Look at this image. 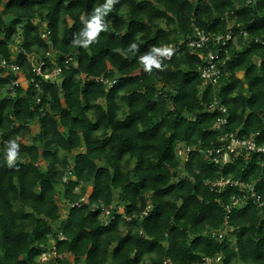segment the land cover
Instances as JSON below:
<instances>
[{"label": "trees", "instance_id": "trees-1", "mask_svg": "<svg viewBox=\"0 0 264 264\" xmlns=\"http://www.w3.org/2000/svg\"><path fill=\"white\" fill-rule=\"evenodd\" d=\"M246 1L117 0L102 18L107 30L85 48L73 44L85 27L80 17L104 0H0V57L27 82L12 93L16 74L0 77V264H43L49 250L54 264H198L217 254L220 264H264V167L256 168V153L220 173L208 159L224 131L258 132L264 143V0ZM231 21L247 35L229 44L221 66L228 121L219 126V114L206 110L213 88L198 73L207 48L185 42L194 28L224 33ZM168 43L176 51L160 68L141 64ZM49 48L60 53L54 81L35 76L27 61ZM10 140L19 146L11 166ZM178 144L191 148L187 156ZM221 175L253 184L262 206L248 199L233 207L230 230L216 240L202 232L221 228L225 206L247 193L239 185L212 190ZM102 207L114 214L106 224Z\"/></svg>", "mask_w": 264, "mask_h": 264}, {"label": "built area", "instance_id": "built-area-1", "mask_svg": "<svg viewBox=\"0 0 264 264\" xmlns=\"http://www.w3.org/2000/svg\"><path fill=\"white\" fill-rule=\"evenodd\" d=\"M256 0H247L246 4H254ZM39 37L43 41H48L49 30L46 24H41L39 28ZM247 32L245 29L241 28L238 24L229 22V26L224 33H213L206 32L199 28H194L192 35L187 39L185 45L189 47L192 51H198L199 49L206 47L207 53L203 58V63L198 67L199 77L204 84L211 85L214 91V96L210 104L207 106L206 110L210 112H216L219 114L217 118V124L223 126L227 124L228 118L226 116L227 110L225 105L220 100L219 95V83L218 79L222 74L221 66L225 63L228 54L229 44L236 45L237 39L239 37H245ZM179 43H182L180 41ZM159 48L161 49H170V55H163L160 57V60H169L172 54L176 51V46L173 43L162 44ZM59 52L53 48H49L45 51L43 56L37 54H28L27 61L30 65L31 72L35 76L42 77L46 81H54L58 74L61 71V66L58 65ZM71 55H67L64 58V62L67 63L72 60ZM14 72L16 78L11 80L9 84V90L13 93L14 87L21 84L22 71L20 67L14 62H8L5 58L0 57V77H5L8 72ZM96 80L106 82L108 85H112L116 78H104L102 76L97 77ZM37 86V84L35 85ZM258 132L250 133L248 135H239L238 130L234 132L224 131L218 137V140L215 145H213L208 150V159L212 165L218 166V173L224 168V166L239 156L249 157L253 153L257 154L259 158L258 164L256 165L257 169H262L264 167V143L258 144L256 142V137ZM189 152L190 147H185L183 151ZM177 154L181 155L182 151L177 150ZM227 157V158H226ZM220 170V171H219ZM211 189L217 192H220L227 185H239L240 189H246L247 193H244L238 197L233 196L231 204L225 206L226 215L222 227L227 226V215L233 207H241L248 199H251L252 203H255L257 206H262V202L259 201V195L254 191L253 184L243 183L242 181L232 179L227 176H219L211 181ZM249 197V198H248ZM84 202H86V197H81L78 201H75L70 204V206L81 207ZM149 206H146L148 209ZM93 210V206H91ZM101 217L104 219L106 224L109 219L113 218V213L108 207H102L100 212ZM221 227V228H222ZM219 229H208L204 230L202 234L210 236L216 240L223 239L224 232ZM54 256V250H51ZM48 253V252H46ZM45 258V252L41 255ZM51 258L45 262V264H54L51 261ZM165 262H168L166 259ZM219 264L220 255L214 256H202L198 264Z\"/></svg>", "mask_w": 264, "mask_h": 264}, {"label": "clouds", "instance_id": "clouds-1", "mask_svg": "<svg viewBox=\"0 0 264 264\" xmlns=\"http://www.w3.org/2000/svg\"><path fill=\"white\" fill-rule=\"evenodd\" d=\"M116 2L117 0H104L102 4H100L94 9L90 16H81L80 19L84 23L85 27L83 28L79 36L73 41V44L83 45L86 48L90 43L94 42L95 38L101 30H107V26L102 22V18L110 10H112L113 5ZM137 48L138 45L136 43H132L129 48V52L135 55ZM165 54L170 55L171 50L167 48H154L151 50L150 53L141 56L140 62L148 68L153 65H155L156 68H160V57ZM18 147L19 146L15 140H10L6 142L5 158L9 166H11L17 159Z\"/></svg>", "mask_w": 264, "mask_h": 264}, {"label": "rangeland", "instance_id": "rangeland-1", "mask_svg": "<svg viewBox=\"0 0 264 264\" xmlns=\"http://www.w3.org/2000/svg\"><path fill=\"white\" fill-rule=\"evenodd\" d=\"M2 10V7L0 6V11ZM35 22H36V20H35ZM239 76H240V74H238ZM23 79V76H22V78H21V80ZM25 84L26 83H24L23 84V86H25ZM26 87V86H25ZM38 129V124H37V122L34 120V121H32V122H30V126H29V133H27L25 136H24V138L22 139L23 141H25V142H27V141H29V138H30V136L36 131ZM185 147L183 146V144H178V146H177V150L179 149V150H181L182 151V154H181V156L182 157H185V156H187V152H185V150L183 151V149H184ZM179 173L180 174H182V171H180L179 170ZM90 183H88V185H89ZM86 186L87 187V189L89 190L90 189V185L89 186ZM59 191H60V189H58ZM59 203L61 204L62 202H61V199H59ZM115 203V202H114ZM66 215V213H65V211L64 212H62V216H61V219L62 218H64V216ZM60 220V219H59ZM222 230H223V232H224V235H226L227 233H228V231L230 230V228H229V226H225V227H222L221 228ZM229 238L230 239H232V236L230 235L229 236ZM53 255V253L51 252V250H49V252L48 253H45V258L44 257H40V260L41 261H47L48 262V259H50L51 258V256ZM39 260V261H40ZM41 264V263H40ZM43 264H45V262H43ZM218 264V263H217ZM220 264V263H219Z\"/></svg>", "mask_w": 264, "mask_h": 264}, {"label": "crops", "instance_id": "crops-1", "mask_svg": "<svg viewBox=\"0 0 264 264\" xmlns=\"http://www.w3.org/2000/svg\"><path fill=\"white\" fill-rule=\"evenodd\" d=\"M238 74H240V76H239ZM242 75H243V72H238V73H237V76H238V77H242ZM24 83H26V84H25V86H26V85H27V82H26V79L23 77V79L21 80V84H20L23 88H25V86H23ZM37 124H38V123H37Z\"/></svg>", "mask_w": 264, "mask_h": 264}]
</instances>
